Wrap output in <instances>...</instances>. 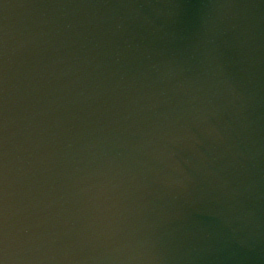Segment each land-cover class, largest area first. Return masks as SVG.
<instances>
[{
  "label": "water",
  "instance_id": "obj_1",
  "mask_svg": "<svg viewBox=\"0 0 264 264\" xmlns=\"http://www.w3.org/2000/svg\"><path fill=\"white\" fill-rule=\"evenodd\" d=\"M8 264H264V0H0Z\"/></svg>",
  "mask_w": 264,
  "mask_h": 264
},
{
  "label": "snow or ice",
  "instance_id": "obj_2",
  "mask_svg": "<svg viewBox=\"0 0 264 264\" xmlns=\"http://www.w3.org/2000/svg\"><path fill=\"white\" fill-rule=\"evenodd\" d=\"M0 264H8L6 257L5 237H4V209H3L2 180H0Z\"/></svg>",
  "mask_w": 264,
  "mask_h": 264
}]
</instances>
